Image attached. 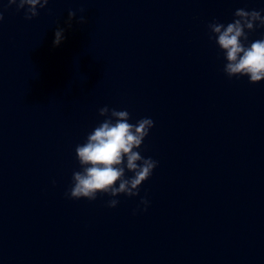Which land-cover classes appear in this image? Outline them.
Listing matches in <instances>:
<instances>
[{
  "label": "clouds",
  "instance_id": "clouds-1",
  "mask_svg": "<svg viewBox=\"0 0 264 264\" xmlns=\"http://www.w3.org/2000/svg\"><path fill=\"white\" fill-rule=\"evenodd\" d=\"M48 3L49 0H7L8 7L15 5L17 11H24L26 20L38 16V9L45 8ZM262 11L240 8L234 12L232 22L225 25L213 20L208 24L210 39L215 40L224 54L223 71L227 77L246 76L252 84L264 81V38L248 43L250 33L264 28ZM75 16L74 11L68 12L69 26ZM3 18V11H0V21ZM79 22L86 23V18L81 16ZM64 32L63 28L56 29L54 46L63 42ZM99 115L105 119L93 128L84 143L75 148L80 167L73 172L72 184L65 196L95 201L98 195H107L111 197L107 207L115 208L120 203L116 197L139 196L140 186L158 166V161L144 157L139 151L154 127V121L144 117L130 123L131 116L127 110L107 106L99 109ZM140 204L144 205L142 210L146 211L149 201L142 197Z\"/></svg>",
  "mask_w": 264,
  "mask_h": 264
}]
</instances>
